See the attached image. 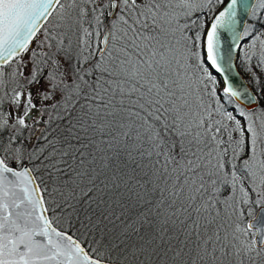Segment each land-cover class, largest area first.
I'll return each mask as SVG.
<instances>
[{
	"label": "snow or ice",
	"instance_id": "snow-or-ice-1",
	"mask_svg": "<svg viewBox=\"0 0 264 264\" xmlns=\"http://www.w3.org/2000/svg\"><path fill=\"white\" fill-rule=\"evenodd\" d=\"M0 264H264V0H0Z\"/></svg>",
	"mask_w": 264,
	"mask_h": 264
},
{
	"label": "water",
	"instance_id": "water-1",
	"mask_svg": "<svg viewBox=\"0 0 264 264\" xmlns=\"http://www.w3.org/2000/svg\"><path fill=\"white\" fill-rule=\"evenodd\" d=\"M227 43H228V42L225 41V46H226V47H227ZM234 59H235V67L232 69V72H231L230 74L233 75V76H237V74H238V77H237L238 82H239L240 84L244 85V86H247V87L253 89V88L248 84V82L246 81L244 74L238 69V66H237V60H238V58H237V53L235 54V58H234ZM253 91H254V89H253Z\"/></svg>",
	"mask_w": 264,
	"mask_h": 264
},
{
	"label": "trees",
	"instance_id": "trees-1",
	"mask_svg": "<svg viewBox=\"0 0 264 264\" xmlns=\"http://www.w3.org/2000/svg\"><path fill=\"white\" fill-rule=\"evenodd\" d=\"M241 55H242V53H237V58L239 59L240 57H241ZM237 66H238V69L240 70V71H243V67H242V65H241V59L240 60H238L237 61ZM249 75L248 76H245V79H246V81L248 82V84L255 90V88H254V85H252V83L250 82V79H249Z\"/></svg>",
	"mask_w": 264,
	"mask_h": 264
},
{
	"label": "rangeland",
	"instance_id": "rangeland-1",
	"mask_svg": "<svg viewBox=\"0 0 264 264\" xmlns=\"http://www.w3.org/2000/svg\"><path fill=\"white\" fill-rule=\"evenodd\" d=\"M238 60H240V58ZM241 72L244 74V76H248V75L250 76V74L248 72H246L245 69H243V71H241Z\"/></svg>",
	"mask_w": 264,
	"mask_h": 264
}]
</instances>
